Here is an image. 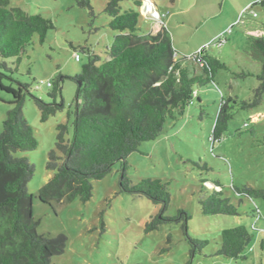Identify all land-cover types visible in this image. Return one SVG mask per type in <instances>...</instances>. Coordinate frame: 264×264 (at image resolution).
<instances>
[{
  "label": "rangeland",
  "instance_id": "obj_1",
  "mask_svg": "<svg viewBox=\"0 0 264 264\" xmlns=\"http://www.w3.org/2000/svg\"><path fill=\"white\" fill-rule=\"evenodd\" d=\"M152 1L157 11L163 12L160 20L142 14L132 0L120 2L122 10L140 12L138 33L156 31L163 23L177 58L184 64L191 66L189 58L203 47L225 64L213 83L196 89L197 95L181 115L166 119L158 138L142 142L138 151L127 157V176L132 183L147 177L167 183L170 202L163 215L171 220L145 232V223L159 216L162 206L144 196L120 192L117 164L102 179L92 181V196L85 203L76 198L50 206L38 200L39 188L52 174L46 162L55 146L56 126L67 120L68 108L75 104L76 84L64 79L56 102L63 100L65 108L45 122L40 121L30 96L23 106L37 147L16 156H25L34 166L27 189L32 196L33 217L39 221L37 232L66 237L64 252L53 256L51 264H186L189 260L191 264H264V197L249 198L235 190L246 185L264 189V98L253 108L235 107L220 139L211 140L221 98L247 100L258 85L261 64L251 55L248 37H264V5L257 3L259 0ZM105 4L106 0H91L92 18L74 0H9L10 7L42 14L53 23L43 43L33 36L18 63L15 76L30 84V95L51 103L53 99L47 95L50 88L37 84L78 74L88 61L87 48L100 61L105 60L106 47L117 33L108 25ZM9 99L0 91V132L11 107ZM214 184L219 185L223 197L237 205L239 215L201 212L199 199L213 189L218 191ZM255 209L259 216L253 214ZM179 210L188 216L186 226L178 217ZM238 225L246 226L251 235L244 258L216 255L221 230ZM185 232L208 241L194 257L189 254Z\"/></svg>",
  "mask_w": 264,
  "mask_h": 264
},
{
  "label": "trees",
  "instance_id": "obj_2",
  "mask_svg": "<svg viewBox=\"0 0 264 264\" xmlns=\"http://www.w3.org/2000/svg\"><path fill=\"white\" fill-rule=\"evenodd\" d=\"M123 0H106L103 11L109 27L117 31L106 48V58L86 49L88 61L74 76H57L47 95L51 103L30 95V84L15 74L20 58L25 55L34 35L43 43L50 19L42 14H29L20 7H10L9 0H0V91L10 97L11 105L4 115L0 132V264H51V258L64 252L66 237L39 234V221L33 217L31 194L27 183L34 166L17 152L35 150L37 140L33 127L23 114L26 96H30L40 112V121L65 108L61 84L70 79L76 84L75 104L69 106L67 120L56 126L55 146L48 152L46 169L52 174L39 188L37 198L48 205L79 199L85 203L92 196L93 180L102 179L114 165L119 166V191L144 196L162 206L160 215L145 223V232L158 228L171 218L163 215L170 202L167 183L160 178H142L132 183L127 176V157L138 151L144 141L158 138L167 118L181 115L197 95V88L214 82V76L225 64L201 48L192 56L191 66L177 58L169 32L162 23L156 31L138 33L140 12L122 10ZM141 8L143 0H132ZM94 18L91 0H74ZM257 3L264 5V0ZM160 20V19H159ZM251 55L261 64L256 75L258 85L247 100L221 98L211 140H219L228 127L232 110L253 108L264 98V37L249 36ZM198 67V72L196 67ZM243 74V73H242ZM79 99L81 100L79 102ZM214 187H219L214 184ZM247 197H264V189L250 186L235 188ZM203 214L239 215L237 205L213 191L199 199ZM259 216L257 210L253 214ZM186 226L187 214L179 210ZM189 254L201 253L208 241L190 237ZM251 241L244 225L223 229L216 255L237 260ZM189 260L186 264H191ZM139 264V263H134Z\"/></svg>",
  "mask_w": 264,
  "mask_h": 264
},
{
  "label": "built area",
  "instance_id": "obj_3",
  "mask_svg": "<svg viewBox=\"0 0 264 264\" xmlns=\"http://www.w3.org/2000/svg\"><path fill=\"white\" fill-rule=\"evenodd\" d=\"M143 4H145L147 6V10L146 11H143L142 10V7H141L140 8V11H141L142 14H144V15L150 14V16L153 17V18H155V19H160L163 16V14H160L157 11H155V10H153V9L150 8V6H149V0H143ZM255 15H256V13L254 12L253 13V16H255ZM220 41H222V40H220ZM192 57L195 58V55H192ZM75 59L76 60L78 59V56L77 55H75ZM41 84H45V86H47V87L51 86V82L44 83L43 81H40L39 84H37V87H39V85H41Z\"/></svg>",
  "mask_w": 264,
  "mask_h": 264
},
{
  "label": "crops",
  "instance_id": "obj_4",
  "mask_svg": "<svg viewBox=\"0 0 264 264\" xmlns=\"http://www.w3.org/2000/svg\"><path fill=\"white\" fill-rule=\"evenodd\" d=\"M149 2L151 3V5L153 6L154 9H156V10L158 9L157 5H156L152 0H149ZM158 10H159V9H158ZM161 13L163 14V12H161ZM108 46H109V45H108ZM108 46H107V47H108ZM107 47H106V48H107Z\"/></svg>",
  "mask_w": 264,
  "mask_h": 264
},
{
  "label": "water",
  "instance_id": "obj_5",
  "mask_svg": "<svg viewBox=\"0 0 264 264\" xmlns=\"http://www.w3.org/2000/svg\"><path fill=\"white\" fill-rule=\"evenodd\" d=\"M151 9H152V7H151ZM142 10H143V11H146V10H147V6H146L145 4H143V6H142Z\"/></svg>",
  "mask_w": 264,
  "mask_h": 264
},
{
  "label": "clouds",
  "instance_id": "obj_6",
  "mask_svg": "<svg viewBox=\"0 0 264 264\" xmlns=\"http://www.w3.org/2000/svg\"><path fill=\"white\" fill-rule=\"evenodd\" d=\"M142 6H143V3H142ZM142 6H141V7H142ZM149 6H150V8L152 7L153 10L157 11L156 9L153 8V6L151 5L150 2H149ZM157 12H158V11H157ZM158 13H159V12H158ZM158 20H159V19H158ZM46 87H47V86H46ZM49 87H50V86H49Z\"/></svg>",
  "mask_w": 264,
  "mask_h": 264
}]
</instances>
